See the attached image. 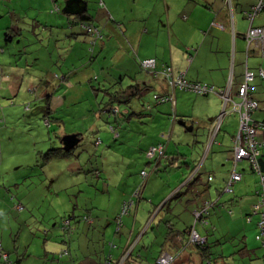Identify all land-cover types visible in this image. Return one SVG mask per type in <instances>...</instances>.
Returning <instances> with one entry per match:
<instances>
[{
    "label": "clouds",
    "instance_id": "obj_1",
    "mask_svg": "<svg viewBox=\"0 0 264 264\" xmlns=\"http://www.w3.org/2000/svg\"><path fill=\"white\" fill-rule=\"evenodd\" d=\"M0 24V264H264V0Z\"/></svg>",
    "mask_w": 264,
    "mask_h": 264
},
{
    "label": "crops",
    "instance_id": "obj_2",
    "mask_svg": "<svg viewBox=\"0 0 264 264\" xmlns=\"http://www.w3.org/2000/svg\"><path fill=\"white\" fill-rule=\"evenodd\" d=\"M69 10H70V9H69ZM2 28H3V25H2V24H0V29L2 30ZM186 130H189V131H190L191 129H190V127H189V128H188V129H186ZM213 147H215V145H214V144H213Z\"/></svg>",
    "mask_w": 264,
    "mask_h": 264
},
{
    "label": "rangeland",
    "instance_id": "obj_3",
    "mask_svg": "<svg viewBox=\"0 0 264 264\" xmlns=\"http://www.w3.org/2000/svg\"><path fill=\"white\" fill-rule=\"evenodd\" d=\"M1 30V29H0ZM162 122V121H161ZM109 227H111V226H109ZM49 259L51 260L52 258L51 257H49Z\"/></svg>",
    "mask_w": 264,
    "mask_h": 264
}]
</instances>
